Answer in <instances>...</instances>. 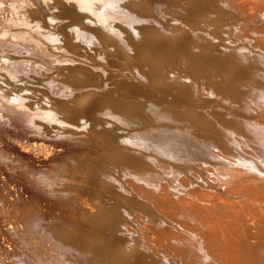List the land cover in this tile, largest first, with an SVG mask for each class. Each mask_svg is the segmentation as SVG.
Returning a JSON list of instances; mask_svg holds the SVG:
<instances>
[{
  "label": "bare ground",
  "instance_id": "bare-ground-1",
  "mask_svg": "<svg viewBox=\"0 0 264 264\" xmlns=\"http://www.w3.org/2000/svg\"><path fill=\"white\" fill-rule=\"evenodd\" d=\"M205 1L206 11L192 0L181 15L197 17L190 41L220 52L239 41L242 71L255 75L254 88L228 89L233 108L183 104L181 71H134L136 48L166 23L147 0H0V264H264V0ZM76 146L85 150L68 158ZM9 169L18 192L40 202L55 188L69 214L44 229L23 206L11 215ZM40 230L64 258H45L44 236L30 238Z\"/></svg>",
  "mask_w": 264,
  "mask_h": 264
},
{
  "label": "rangeland",
  "instance_id": "rangeland-1",
  "mask_svg": "<svg viewBox=\"0 0 264 264\" xmlns=\"http://www.w3.org/2000/svg\"><path fill=\"white\" fill-rule=\"evenodd\" d=\"M181 0H176L175 2L174 1H171V2H169V4L170 3H172V4H170L171 6H173V7H171L170 5H167L166 4V6H165V2L162 4V1H159L158 3L160 4H158V3H155L154 2V4H157V7L153 4V3H151L150 4V1L149 0H147V4H148V6L146 5H144L145 7H148L149 8V6H150V8L148 9V10H150V11H147V9L146 8H143V11L145 10V12L147 11V12H154V13H156V14H161L163 17H164V15H165V20H166V23H163V24H160V26L161 27H155L156 29H155V32L153 33V35L155 34V36H153L152 37V40H149V39H145L144 40V42H143V44L141 45V47H140V45H139V47L138 48H136L137 50H139V55H141L142 54V57H141V61H137V63H140V64H138V65H140L141 66V68H140V66H138L137 65V63H133L134 65H131V68L133 67V68H135L136 66H138V67H136L135 68V72H140L141 73V71H144L145 73H147V75H149V78L151 77V76H154L155 74H157L158 72L160 73L162 70H168L169 68L172 70H170V72H174V73H180L181 74V72H182V74L184 75V76H186V77H184V76H182V74L179 76V77H182L183 79H185V81L188 83V85L190 86V88H187V89H181V90H178V92H176V90L174 91V93H176L175 95L177 96L176 98H178V99H180V100H182V98H183V104H185V102L186 103H189L188 101L190 100V103L191 102H193V101H196V100H203V101H206V99L207 100H210L211 101V103L213 102V104L216 102H222V103H224L226 106H230V107H234L235 105H233L232 106V104H233V102L232 103H230V98H228L229 97V94H230V91L228 90L231 86H235V88H237V89H241V90H244V89H247V88H254L255 86V84L253 83L254 82V76L255 75H253V73H251V72H249L248 74H247V70H246V68L247 67H245L246 65L245 64H243V63H241V64H239L240 62H239V60L241 59L242 60V58H244L243 57V55L240 53V51H239V49L237 50V48L236 47H238L239 46V41H235V43L234 44H232V49L230 48V50H228V49H223V50H221V52L220 51H214V50H208L207 49V45L206 44H204L205 42L204 41H202V42H204V43H202L201 42V46H202V44H203V48L201 47V46H199V45H197V46H194L193 45V42L192 41H194V39H192L193 38V36L191 35L193 32H195L194 30H198L197 29V27H195L194 25V21H196L197 20V17H193L192 16V18L193 19H195L196 18V20H192L193 21V23H192V21H189V22H187L188 20L187 19H182L181 18V15L183 14V15H186L187 13V11L189 10V6H188V4H186V3H188V2H190V1H192V0H186V3H185V1H182V2H180ZM188 1V2H187ZM194 1V0H193ZM199 1V2H198ZM161 2V3H160ZM198 2V3H197ZM210 2V1H209ZM180 3H182V5L184 4V6H182V5H180ZM202 3H205L204 5L202 4ZM14 4H16V2L14 3ZM154 6H153V5ZM162 4V5H161ZM191 4H197V5H200V7L199 8H201L202 10H204L203 8L204 7H206V9L208 8L207 7V5L206 4H208V1H205L204 0V2H203V0H202V2L200 3V0H195V2L193 3H191ZM203 6H202V5ZM164 5V6H163ZM177 5H178V7H177ZM197 5H196V7H197ZM210 4H208V6H209ZM159 6H161V7H159ZM167 6H168V8H167ZM186 6V7H185ZM211 6V5H210ZM184 9H182V8ZM203 7V8H202ZM166 8V9H165ZM176 8H178V9H176ZM181 8V9H180ZM185 8H186V10H185ZM188 8V9H187ZM212 8V7H211ZM163 11H162V10ZM206 9L204 10V11H206ZM181 10V11H180ZM221 10H223V12L225 11V9L223 8V7H220L219 8V11H221ZM226 11H228V10H226ZM225 11V12H226ZM169 12V13H168ZM173 12V13H172ZM213 12H216L215 10L213 11ZM222 12V11H221ZM225 12H224V14H225ZM229 12V11H228ZM227 12V13H228ZM177 13H179V14H177ZM185 13V14H184ZM226 13V14H227ZM192 14V13H191ZM216 14H218V13H216ZM223 14V13H222ZM225 14V15H226ZM229 14V13H228ZM180 15V16H179ZM210 15H212V13L210 14ZM178 16V17H177ZM194 16H196V15H194ZM199 19L198 20H200V17H198ZM123 19V18H122ZM124 19H127V18H124ZM128 19H130V18H128ZM172 19V20H171ZM203 19V18H202ZM179 23H178V22ZM201 21V20H200ZM200 21H198L197 22V24H199L200 25ZM168 22V23H167ZM171 23H173V24H171ZM177 25H176V24ZM170 24V25H169ZM176 26H178V27H176ZM189 24V25H188ZM191 24V25H190ZM194 24V25H193ZM206 23H203L202 21H201V25H204V27L206 28V27H209L210 26V24L209 23H207L206 25H209V26H206L205 25ZM171 25H173V27L176 29V33H177V31H178V33L176 34H174L173 32H174V28L172 29V26ZM183 27V29H181L182 27ZM187 25V26H186ZM166 26H168L167 28H166ZM224 26H225V24H224ZM163 27H164V29H163ZM180 27V28H179ZM184 27H186V28H184ZM187 27H189V30H188V28ZM195 27V28H194ZM163 29V30H158V29ZM190 28H192V30H190ZM166 29H167V31H166ZM172 31V33H170L171 31ZM178 29V30H177ZM186 29V30H185ZM169 30V31H168ZM180 30V31H179ZM156 31H158L157 32V34H156ZM164 33V34H166V35H163L164 37H162V32ZM165 31V32H164ZM186 32V34H189L190 36H185V34L183 33V32ZM169 32V33H168ZM189 32V33H188ZM192 32V33H191ZM183 33V34H182ZM159 34H161V36L159 35ZM168 34H170V36L168 35ZM171 34H173V36L175 37H171L172 35ZM181 34L182 35H184V36H181ZM196 34V33H195ZM170 37V41L168 40L169 39V37ZM176 35H180L179 37L178 36H176ZM156 36H160V37H156ZM192 36V37H191ZM156 37V38H155ZM162 37V38H161ZM166 37V38H165ZM182 37H184V38H182ZM187 37V38H186ZM190 37V38H189ZM155 38V39H154ZM165 38V39H164ZM174 38V39H173ZM180 38V39H179ZM185 38L186 39H188L189 38V40H185ZM93 39H94V41L96 40L94 37H93ZM156 39H158V41H159V43L161 44H157L158 43V41L156 40ZM164 39V40H163ZM175 39H177V40H175ZM190 39H192V41H190ZM203 39V38H202ZM147 40V41H146ZM157 42V43H153V42H155V41ZM174 40V41H173ZM178 40H180V41H178ZM184 40H185V42H184ZM146 41V42H145ZM152 41V42H151ZM166 41V42H165ZM172 41H173V44H175L174 46H172ZM96 42H97V40H96ZM163 44H162V43ZM169 42V43H168ZM195 42V41H194ZM239 42V43H238ZM171 43V44H170ZM177 43V44H176ZM167 44V45H166ZM170 44V46H168ZM220 44H223L222 43V41H221V43ZM236 44H237V46H236ZM124 45V46H123ZM122 45V47L126 50V52L127 53H130L131 51H132V49L131 50H129L130 49V46H128L129 44H127L126 43V45H125V43ZM163 45H166L165 47L163 46ZM179 45V46H178ZM191 45H192V47H191ZM196 45V44H195ZM236 47H235V46ZM128 46V47H127ZM143 46V47H142ZM161 48H160V47ZM162 46H163V49H162ZM167 46H168V48L169 49H167ZM177 46V47H176ZM185 46V47H184ZM205 46V47H204ZM146 47V48H145ZM148 47V48H147ZM170 47H174V48H170ZM181 49H180V48ZM201 49H200V48ZM127 48H129V49H127ZM156 48H160L159 50L161 51V50H163V51H165V52H167L166 53V56L165 55H163V51H159V50H156ZM198 49V50H195V52H194V49ZM235 48V50H233ZM141 49V50H140ZM146 49V50H145ZM155 49V50H154ZM170 49H172V50H170ZM176 50V52L174 51V50ZM189 49V50H188ZM191 49H193V50H191ZM143 50H144V55H143ZM150 50V51H149ZM166 50H168V51H166ZM177 50H178V52H177ZM200 50V51H199ZM201 50H202V52H201ZM203 50H204V52H203ZM227 50V51H226ZM129 51V52H128ZM142 51V52H141ZM149 51V52H148ZM152 51V52H151ZM170 51H173V52H170ZM209 51V52H208ZM231 53H230V52ZM233 51H234V53H233ZM238 51V52H237ZM156 52V53H155ZM164 52V53H165ZM200 52V53H199ZM219 52V53H218ZM224 52V53H223ZM151 53V54H150ZM155 55H153V54ZM159 53V54H158ZM161 53H162V55L164 56H162L161 55ZM173 53V54H172ZM185 53V54H184ZM211 53V54H210ZM221 53V54H220ZM229 53V54H228ZM238 53H239V55H238ZM147 54V55H146ZM170 54V55H169ZM232 55V57H231V55ZM236 56V57H233L234 55ZM146 55V56H145ZM168 55H169V57H168ZM227 55V56H226ZM240 55H241V58H240ZM149 56V57H148ZM153 56V58L152 59H150L151 57ZM157 56H159V57H157ZM160 56H162V57H160ZM182 56V57H181ZM208 56V57H207ZM223 56H226V57H223ZM229 56V57H228ZM239 58H238V57ZM171 57V59H170V61L167 59V58H170ZM147 58H148V60H147ZM173 58V59H172ZM189 58H190V60H189ZM228 58V59H227ZM230 58L232 59L231 61H230ZM146 61H144V60ZM154 59V60H153ZM163 59H164V61H163ZM153 60V61H152ZM155 60L156 61H158V63L157 62H155ZM161 60H162V62H161ZM166 60V61H165ZM173 60V61H172ZM224 60H228L229 62H226V61H224ZM148 61V62H147ZM200 61V62H199ZM159 62H161L162 64L160 65V63ZM169 62H172V63H169ZM179 62V63H178ZM226 62V63H225ZM232 62V63H231ZM165 63H167V64H165ZM181 63V64H180ZM231 63V64H230ZM235 63V64H234ZM147 64V65H146ZM171 64V65H170ZM177 66H176V65ZM179 64V65H178ZM230 64V65H229ZM232 64H234V66L232 67ZM237 64V65H236ZM154 65H156V66H154ZM168 65V66H167ZM174 65H175V67H177L179 70H177V68H174ZM213 65V66H212ZM243 66V67H241V70H240V66ZM151 66V67H150ZM195 66V67H194ZM237 66V67H236ZM239 66V67H238ZM114 68V70H112V68ZM109 69L110 70H112L113 72H115L116 70V72L115 73H122L123 74V71L121 70V68L120 67H117L116 66V69H115V66H111ZM147 68V72H146V70H142L143 68ZM152 69V73H150V69ZM158 68L157 70H155L154 71V69L155 68ZM159 67H160V69H159ZM163 67H164V69H163ZM188 67H189V69H188ZM154 68V69H153ZM238 68V69H237ZM176 69V70H175ZM183 71H182V70ZM139 70V71H138ZM161 70V71H160ZM175 70V71H174ZM233 70H234V72H233ZM236 70V71H235ZM242 70H245V71H247V72H245V74H244V71H242ZM181 71V72H180ZM238 71V72H237ZM148 72H149V74H148ZM202 72V73H201ZM233 72V73H232ZM240 72V73H239ZM176 73V74H177ZM193 73V74H192ZM229 73V74H228ZM231 73V74H230ZM234 73H236V75H234ZM239 73V74H238ZM251 74H252V77L250 78V76H251ZM206 75V76H205ZM232 75V76H231ZM244 77H243V76ZM120 77V79H121V75H117V77ZM177 76V75H176ZM234 76V78H232ZM235 76H236V80H235ZM116 77V78H117ZM118 77V78H119ZM125 77H127V78H129L127 75L125 76ZM226 79H225V78ZM246 77V78H245ZM249 77V78H248ZM117 78V79H118ZM232 78V79H231ZM186 79H188V80H186ZM225 79V80H224ZM234 79V80H233ZM243 79V80H242ZM248 79H250V80H248ZM210 80V81H209ZM224 80V81H223ZM246 80V81H245ZM247 80H248V84L246 83L247 82ZM192 81V82H191ZM231 81V82H230ZM233 81V82H232ZM235 81V82H234ZM237 81V82H236ZM205 82V83H204ZM241 82V83H240ZM196 83V84H195ZM231 83H232V85H231ZM236 83V84H235ZM238 83V84H237ZM239 83H240V86H239V88H238V86L236 87V85H239ZM244 83V84H243ZM247 85H246V84ZM201 84V85H200ZM206 84V85H205ZM242 84H243V86H242ZM254 84V85H253ZM200 85V86H199ZM212 85V86H211ZM214 85V86H213ZM254 86V87H252V86ZM146 85H143L142 87L143 88H145L146 90H147V88L146 87H148V86H146ZM197 86V87H196ZM242 86V87H241ZM215 87V88H214ZM140 89H142L141 87H140ZM196 89V90H195ZM223 91H222V90ZM227 89V90H226ZM184 90V91H183ZM186 90L187 91H189V92H187L188 94H186ZM198 90V92H195V91H197ZM171 91H173V89L171 90ZM190 91H192V92H190ZM201 91V92H200ZM216 91V92H215ZM232 91V90H231ZM194 92V93H193ZM226 92V93H225ZM227 92H229V93H227ZM179 93V94H178ZM194 95H193V94ZM182 94V95H181ZM192 94V95H191ZM197 94H199V96L197 95ZM179 95H181V97L179 96ZM184 95H185V97H184ZM187 95H190V96H187ZM202 95V96H201ZM206 95V96H205ZM209 95V96H208ZM179 96V97H178ZM194 96V97H193ZM226 96V97H225ZM129 97H131V99H133V101H134V98L130 95V96H128V97H126V99H128L127 100V102H130V101H132ZM186 97H188V99L186 98ZM197 97V98H196ZM200 97V98H199ZM202 97L204 98V99H202ZM207 97H209V98H207ZM215 97V98H214ZM220 97V98H219ZM225 97V98H224ZM192 98V99H191ZM227 98V99H226ZM244 98L246 99V100H248V98H250L249 96H244ZM129 99H130V101H129ZM188 101H187V100ZM195 99V100H194ZM219 99V100H218ZM185 100V101H184ZM192 100V101H191ZM228 100V101H227ZM124 101H126L125 99H124ZM229 103V104H228ZM82 147H83V145H82ZM81 147V148H82ZM83 149V148H82ZM81 149V150H82ZM75 150V151H74ZM80 150V147H73L70 151H67V153H65V155L68 157L69 155H70V153H71V155H70V157H68V158H72V157H77V154L75 153V152H80L81 151ZM85 150V149H84ZM84 150H82V151H84ZM81 151V152H82ZM69 152V153H68ZM72 154H74V155H72ZM64 155V156H65ZM79 155V154H78ZM63 156V158H62V161L63 162H65L66 161V159H68L67 157H64ZM72 156V157H71ZM1 160V165L2 164H4V163H6V160L5 159H3V158H1L0 159ZM5 161V162H4ZM0 165V166H1ZM62 167H64V166H62ZM61 167V171L62 172H64V171H66V167H64V169ZM10 170V169H9ZM8 170V172H9V177H8V179L6 180L5 179V181H6V183L5 182H3V183H5L4 184V186H6V189H8L7 188V186H9V187H11V185L13 184V182L16 180V178H17V174L12 170H10L9 171ZM10 172H11V174H10ZM15 175H14V174ZM2 175V174H1ZM11 175V176H10ZM64 176V174H61V176ZM3 176V175H2ZM2 176H0L1 178H2ZM13 176H15V178L13 177ZM11 177H12V179H11ZM9 179H10V182H9ZM13 179H15V180H13ZM34 179L35 180H38V182L39 183H41L42 181H43V183H41V184H44V182L45 181H47L46 179H44V178H39L38 179V177H34ZM12 181V182H11ZM7 182H9V183H7ZM11 183V184H10ZM1 184V183H0ZM15 185H16V183L14 182V184H13V188L11 187V188H9L8 189V191L10 192V190H11V192H10V194H9V198H10V196H11V198L14 200V202L13 203H15V207H14V204H13V206L12 205H10V210L11 209H14V210H12V214L11 215H14L15 214V212L17 211V210H19V208H21L22 206L23 207H25V209H26V213L27 214H31V212H32V216H38L39 215V219L40 220H42V221H38V224L40 225H38L39 226V228H45V226L47 225V227H48V225L51 223V221L52 222H55L56 221V219H58L57 221H59L60 219H62L63 217H65L66 215H67V213H68V211L70 210V208H69V205L67 204L66 205V203L67 202H62V200L61 199H59V197L58 196H56L55 195V192L54 191H57V190H55V188H52V189H54L53 191H51V190H49V191H51V193L53 194V198L54 199H50V197H52V194H51V196H47L48 197V199H47V197H45V199L43 198V199H40L39 201L40 202H38V201H36V199H33L34 197H29L30 195L29 194H27V193H24V192H18V190L16 189V187H15ZM51 185V184H50ZM52 185H54L53 183H52ZM1 186V185H0ZM16 189V190H15ZM49 189V188H48ZM13 191V192H12ZM20 193V194H18V193ZM13 193V194H12ZM25 194V195H24ZM50 195V194H49ZM20 196V197H19ZM26 196H27V198H26ZM16 197V198H15ZM25 197V198H24ZM10 198V199H11ZM19 198V199H18ZM23 198V199H22ZM29 198V199H28ZM33 200H32V199ZM56 198H57V203L55 202L56 201ZM11 199V200H12ZM15 199H17V201H15ZM21 199V200H20ZM26 199V200H25ZM46 199H47V201H46ZM20 200V203L18 202ZM43 200V201H42ZM51 200V201H50ZM55 200V201H54ZM58 200H59V202H58ZM25 203H24V202ZM29 201V202H28ZM33 201V202H32ZM43 203H42V202ZM46 201V202H45ZM19 204H17V203ZM22 202V203H21ZM26 202H27V204H26ZM34 202H38L37 203V205H36V203H34ZM50 202H52V203H50ZM54 202L56 203V204H54ZM24 203V204H23ZM47 203V204H46ZM61 204V205H59V204ZM20 204H22V205H20ZM32 206H30V205ZM43 204V205H42ZM50 204V205H49ZM53 206H52V205ZM63 204H64V206H63ZM35 205V206H34ZM40 205H42V206H40ZM47 206V207H43V206ZM38 207V209H37V207ZM39 206H40V208H39ZM52 206V207H51ZM57 206L59 207V208H57ZM63 206V207H62ZM29 209H27V208ZM34 207V208H33ZM35 207H36V209H37V211H39V212H37L36 211V209H35ZM65 207V208H64ZM31 208V209H30ZM44 208V209H43ZM46 208V209H45ZM51 208H52V211H51ZM60 208H62L63 209V211H62V209H60ZM68 208V209H67ZM48 209V210H47ZM56 209V210H55ZM46 210V211H45ZM53 210L56 212V211H58L57 213H55V212H53ZM68 210V211H67ZM29 211V212H28ZM43 212V213H41V212ZM59 211H60V213H59ZM67 213H66V212ZM34 212V213H33ZM63 212V213H62ZM70 212V211H69ZM14 213V214H13ZM35 213L36 214H38V215H35ZM39 213H41V214H39ZM47 213V214H46ZM50 215H49V214ZM52 213V214H51ZM66 213V214H65ZM54 214H56V215H54ZM61 214H62V216H61ZM69 214V213H68ZM42 215H46V217L49 219H47V218H45L44 216H42ZM51 215H53L52 217H51ZM64 215V216H63ZM50 216V217H49ZM57 218H56V217ZM56 218V219H54V218ZM61 217V218H60ZM50 218H52V219H50ZM48 222H49V224H48ZM43 223H45L44 225H42ZM46 230V229H45ZM43 232V234L44 235H40V234H42V232ZM39 232V231H38ZM38 232H36V234L35 233H33V234H35V235H30V238H32V240H39L40 238H42L43 236L44 237H46V235H45V233L46 232H44V230H40V233H38ZM47 234V237L46 238H42V239H45L44 241L46 242V243H44L43 242V240H41V241H39L40 242V244H45L44 246H43V244H42V246H41V251H42V253H43V250H44V256H45V258H47V256H48V258L49 257H52L53 256V258H54V256H57V257H59L60 255H62L63 254V252H62V250L60 251L59 249H57L58 247H57V240H56V238L55 237H51V235H49L48 233H46ZM38 235V236H37ZM49 235V236H48ZM33 236V237H32ZM42 236V237H41ZM35 237H38V238H36L35 239ZM49 237V238H48ZM50 240V241H49ZM52 240V241H51ZM56 241V242H55ZM42 242V243H41ZM49 242L51 243V244H49ZM54 242V243H53ZM47 244V245H46ZM48 245H50V246H52V247H54V248H51L50 246H48ZM46 246V248L48 249V251H47V249L46 248H44ZM42 247L44 248L43 250H42ZM50 249V250H49ZM55 249V250H54ZM57 249V250H56ZM54 252H52V251ZM58 251H59V253H58ZM49 252V253H48ZM57 252V253H56ZM62 252V253H61ZM46 253V254H45ZM48 253V254H47ZM50 253H52V254H50ZM51 256H50V255ZM55 254V255H54ZM60 254V255H59ZM59 255V256H58ZM66 256V253L64 252V254L62 255V256H60V257H62V258H64ZM59 257V258H60ZM51 259V260H54V259Z\"/></svg>",
  "mask_w": 264,
  "mask_h": 264
}]
</instances>
